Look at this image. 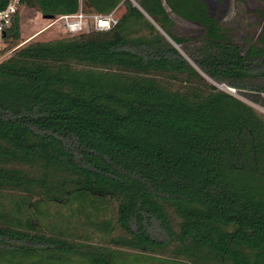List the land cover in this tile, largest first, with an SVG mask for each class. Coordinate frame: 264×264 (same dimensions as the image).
I'll return each instance as SVG.
<instances>
[{
    "label": "trees",
    "instance_id": "16d2710c",
    "mask_svg": "<svg viewBox=\"0 0 264 264\" xmlns=\"http://www.w3.org/2000/svg\"><path fill=\"white\" fill-rule=\"evenodd\" d=\"M249 1L20 0L123 10L25 43L18 10L2 34L0 264H264V113L215 84L264 102Z\"/></svg>",
    "mask_w": 264,
    "mask_h": 264
},
{
    "label": "rangeland",
    "instance_id": "374dc122",
    "mask_svg": "<svg viewBox=\"0 0 264 264\" xmlns=\"http://www.w3.org/2000/svg\"><path fill=\"white\" fill-rule=\"evenodd\" d=\"M251 5L261 4L259 0H250ZM244 8L241 9L240 14H236L237 10L233 5L232 10L228 14L226 21L230 22L234 26L235 34L240 37L241 33L246 27V22L252 19L251 14H248ZM22 36L24 42H30L34 40H47L61 36H67L70 32L66 28L65 21L63 19H48L45 18L42 13L32 5H23L19 8ZM121 11L117 12L120 15ZM181 23V22H180ZM183 26H190L188 23H181ZM7 42L3 40L0 35V49L7 47ZM12 52L9 51L6 55ZM219 88L230 91L236 96L240 97L247 103L254 106L260 112L264 113L263 96L252 93L250 91H238L230 89L226 84L215 83Z\"/></svg>",
    "mask_w": 264,
    "mask_h": 264
},
{
    "label": "built area",
    "instance_id": "2783aa9c",
    "mask_svg": "<svg viewBox=\"0 0 264 264\" xmlns=\"http://www.w3.org/2000/svg\"><path fill=\"white\" fill-rule=\"evenodd\" d=\"M19 7L20 0H9L7 6L0 10V35L12 25ZM58 19H63L65 21L66 28L71 33L109 30L118 22V16L115 11L107 14L84 13L81 11L75 15H63L58 17Z\"/></svg>",
    "mask_w": 264,
    "mask_h": 264
},
{
    "label": "crops",
    "instance_id": "0c3cea01",
    "mask_svg": "<svg viewBox=\"0 0 264 264\" xmlns=\"http://www.w3.org/2000/svg\"><path fill=\"white\" fill-rule=\"evenodd\" d=\"M122 10H123V7H120V8L117 10V12H118V11H122ZM173 17L176 18V19H177L179 22H181V23H187L186 21H183V20H181L180 18H177V17L174 16V15H173Z\"/></svg>",
    "mask_w": 264,
    "mask_h": 264
},
{
    "label": "water",
    "instance_id": "95a60500",
    "mask_svg": "<svg viewBox=\"0 0 264 264\" xmlns=\"http://www.w3.org/2000/svg\"><path fill=\"white\" fill-rule=\"evenodd\" d=\"M45 18H48V19H54V16L53 15H44Z\"/></svg>",
    "mask_w": 264,
    "mask_h": 264
}]
</instances>
